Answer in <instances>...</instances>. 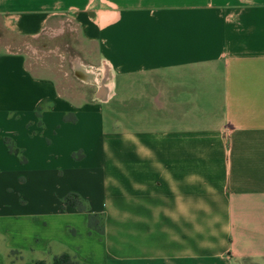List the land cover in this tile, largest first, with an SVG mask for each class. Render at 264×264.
<instances>
[{
  "label": "crops",
  "instance_id": "0c3cea01",
  "mask_svg": "<svg viewBox=\"0 0 264 264\" xmlns=\"http://www.w3.org/2000/svg\"><path fill=\"white\" fill-rule=\"evenodd\" d=\"M65 22L75 82L0 40V264H264V0H0Z\"/></svg>",
  "mask_w": 264,
  "mask_h": 264
},
{
  "label": "rangeland",
  "instance_id": "374dc122",
  "mask_svg": "<svg viewBox=\"0 0 264 264\" xmlns=\"http://www.w3.org/2000/svg\"><path fill=\"white\" fill-rule=\"evenodd\" d=\"M68 22H65L67 24L64 25L62 32L60 30L61 33L49 30L36 38L21 39L9 32L0 31V40L6 38L7 43L15 44L21 50L26 51L31 67L35 68L40 65L42 68H49L47 69L49 72L51 69H55V71L58 69L62 73L68 72L70 81L75 82L77 79L71 70V63L77 51L81 49V39L73 25L68 24ZM76 91L78 92L80 89Z\"/></svg>",
  "mask_w": 264,
  "mask_h": 264
},
{
  "label": "trees",
  "instance_id": "16d2710c",
  "mask_svg": "<svg viewBox=\"0 0 264 264\" xmlns=\"http://www.w3.org/2000/svg\"><path fill=\"white\" fill-rule=\"evenodd\" d=\"M7 146L9 151L14 152L13 146L7 141ZM64 205H70L72 207H75L78 210L86 211L87 207L85 203L81 200V198L76 193H70L67 194L63 198ZM98 217L95 214H88V226L96 230L98 232H101V227L98 225ZM53 264H77V262L74 260V258L70 257L67 254H62L58 257L54 258Z\"/></svg>",
  "mask_w": 264,
  "mask_h": 264
},
{
  "label": "bare ground",
  "instance_id": "6f19581e",
  "mask_svg": "<svg viewBox=\"0 0 264 264\" xmlns=\"http://www.w3.org/2000/svg\"><path fill=\"white\" fill-rule=\"evenodd\" d=\"M107 91V90H106Z\"/></svg>",
  "mask_w": 264,
  "mask_h": 264
}]
</instances>
